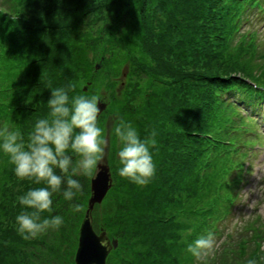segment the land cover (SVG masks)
<instances>
[{"label":"trees","instance_id":"1","mask_svg":"<svg viewBox=\"0 0 264 264\" xmlns=\"http://www.w3.org/2000/svg\"><path fill=\"white\" fill-rule=\"evenodd\" d=\"M7 2L25 12L17 9L10 17L7 3L0 9V52L14 54L0 69V127L18 129L27 141L36 121L48 115L49 87L74 83L71 99L97 95L103 85L114 89L123 78L98 118L104 135L106 118H113L111 155L120 150L113 133L120 118L132 123L141 139L157 132V147L150 149L156 171L146 186L121 178L119 163L110 162L113 185L92 212L94 228L117 240L106 264H247L249 259L264 264L258 214L217 244L214 255L198 261L186 252L188 243L229 210L237 152L232 148L244 124L234 121L222 92L243 86L240 78L264 84V55L244 43V34L235 40L254 0ZM86 81L90 86L83 92L78 86ZM91 178L78 177L84 191L72 202L53 194V212L42 218L60 215L64 224L26 241L15 222L25 210L18 197L44 185L19 180L0 152V264H60V247L73 249L66 242L78 233ZM71 203L83 210L73 212ZM70 255H63L67 264Z\"/></svg>","mask_w":264,"mask_h":264},{"label":"clouds","instance_id":"2","mask_svg":"<svg viewBox=\"0 0 264 264\" xmlns=\"http://www.w3.org/2000/svg\"><path fill=\"white\" fill-rule=\"evenodd\" d=\"M49 89L48 115L36 121L27 141L18 129L10 130L7 125L0 127V152L8 158L15 176L44 185L18 197L25 210L16 216L15 222L18 234L26 241L49 229L58 230L64 224L60 215L42 218L43 213L53 212V194L62 193L64 200L69 202L83 195L78 177L90 178L99 171L98 165L103 162L108 146V139L98 126L99 96L80 94L70 99L69 92L76 89L74 83ZM113 133L120 144L118 175L137 186H146L156 171L150 151L157 147L156 130L141 139L132 123L120 118ZM261 157L264 152L250 164V175L257 181L264 180V159ZM70 207L73 212L83 210L79 203H71ZM216 248L214 233L207 232L188 243L186 252L200 261L214 255ZM247 264H258V260L249 259Z\"/></svg>","mask_w":264,"mask_h":264},{"label":"rangeland","instance_id":"3","mask_svg":"<svg viewBox=\"0 0 264 264\" xmlns=\"http://www.w3.org/2000/svg\"><path fill=\"white\" fill-rule=\"evenodd\" d=\"M1 1L4 2V0H0V6H4L6 8V3H7V6H10L9 7V12H8L11 15V16L9 15L10 17H13L15 15L16 11H18V10H20L21 12H25L24 9H22L21 6H19L17 4H11V3L7 2L8 0L6 1V3L5 2L1 3ZM5 8H0V9L5 11L6 10ZM263 20H264V18L261 21L260 20H252L250 22V26L249 27L254 28V29L257 30V25L259 23H261ZM260 31H263L262 32L263 33L262 36L264 38V28H262ZM263 45H264V40H263ZM123 70H125L124 67H123ZM122 80L124 81L123 78H119V81L117 82V84H115L116 86H115L114 89L106 90L105 86L103 85L102 88L98 91L97 96L100 97V101L107 102V107L110 105V102H109V99H108L109 93L112 90H115V91L118 92L119 89L121 88ZM83 85H86V83L85 82L84 83L81 82V84H79V86H78L79 89L82 88ZM231 115H232V112H231ZM252 117H255L256 119H258V121L261 122L260 127H261V130H263L262 132H264V119L261 120L259 116H254V115H252ZM250 121H252V119H250ZM113 124H114L113 123V118L112 117H107L106 120H105V137L107 139L110 138V133L112 132ZM259 143L262 144V147H264V137H261V141ZM108 146L105 148V154H104L103 162H105L108 165H110V162L113 161V164L118 165V163H119L118 158H117L118 155L117 156L116 155L112 156L111 155L112 150ZM253 150H255V149H253ZM259 154H260V151L257 152L255 158ZM245 160H247V158ZM251 163H253V161ZM251 170L252 169L249 170V174H248L247 178L243 179L242 186L245 183L248 182ZM237 192H239V190ZM250 193L252 194V196H251L250 202L247 205H243V198H244V194H243V198H242V200L240 202V204L242 206L239 207L238 212H237V216L235 217L234 222L230 223L227 219L226 220L224 219L221 222V225L219 226V228H220L219 230H221L222 228H224V229L226 228L228 230H230V228H234V227L238 228L239 224H242L243 220H246L248 217H251L250 219H252V218L255 217L256 214H258L260 216V218L262 219L261 221H263V223L260 225V229H261L262 226L264 227V180L256 181L253 185H251ZM81 220H82V218H81ZM81 220H80V222H81ZM95 230H97V229H95ZM77 238H78V233L74 234V235L70 234L68 236V240H67L66 244H69V245L71 244L72 245V247H73L72 251H70L66 247L68 245H65L63 248H62V246L60 247V251H61V254L59 255L60 258L56 259V260H58L59 263L61 262L60 264H67L66 262L69 260V257L64 259L66 257V256H63V255H65V253L66 254H70L71 253V255H70L71 256V258H70L71 262H69V264L73 263L74 255H75V251H76V247H77ZM218 239H219V237H216V240H218ZM263 247H264V245H263ZM263 247H262L261 250H263ZM63 249H64V251H63Z\"/></svg>","mask_w":264,"mask_h":264},{"label":"water","instance_id":"4","mask_svg":"<svg viewBox=\"0 0 264 264\" xmlns=\"http://www.w3.org/2000/svg\"><path fill=\"white\" fill-rule=\"evenodd\" d=\"M100 112L105 104L98 103ZM99 171L90 181L91 196L88 200V208L79 229L78 247L75 254V264H105L110 247L103 246L106 240L105 234L97 236L92 229L89 213L95 204H100L112 185L109 168L106 164L98 165ZM117 244L112 241L113 247Z\"/></svg>","mask_w":264,"mask_h":264}]
</instances>
